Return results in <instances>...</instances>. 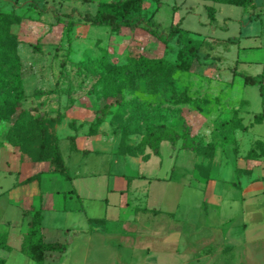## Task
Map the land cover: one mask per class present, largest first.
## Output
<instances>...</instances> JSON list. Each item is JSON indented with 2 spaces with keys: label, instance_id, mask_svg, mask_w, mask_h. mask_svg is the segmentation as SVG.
<instances>
[{
  "label": "rangeland",
  "instance_id": "obj_1",
  "mask_svg": "<svg viewBox=\"0 0 264 264\" xmlns=\"http://www.w3.org/2000/svg\"><path fill=\"white\" fill-rule=\"evenodd\" d=\"M109 1L0 0V11L21 16L10 31L17 35L23 96L7 123L21 116L22 160L42 162L33 156L44 145L57 148L65 160L76 142L94 149L101 154L88 156V164L106 179L84 184L101 198L106 187H127L126 209L136 214L124 227L81 233L65 258L44 264H264V120L254 121L264 107L257 86L242 78L262 72L257 62L264 63V0H254L253 8L159 0L156 11L154 1L143 0L144 24L120 33L83 20L99 2ZM208 5L217 10L213 22ZM178 22L194 34L205 61L188 72L175 67L177 47L167 39L170 25ZM0 73L11 86L13 70L2 64ZM40 112L41 138L33 129ZM171 132L181 136L173 145ZM4 152L0 147V167ZM31 203L37 209L41 200ZM52 204L62 210L78 205L62 193ZM86 207L99 217L106 211L104 202ZM44 215L48 241L64 242L68 227H89L82 214ZM24 228L13 229L7 264H33L17 250Z\"/></svg>",
  "mask_w": 264,
  "mask_h": 264
},
{
  "label": "crops",
  "instance_id": "obj_2",
  "mask_svg": "<svg viewBox=\"0 0 264 264\" xmlns=\"http://www.w3.org/2000/svg\"><path fill=\"white\" fill-rule=\"evenodd\" d=\"M253 7L254 0L252 6L246 8ZM213 21H215V19ZM201 61H203V59L201 60L200 55L199 62ZM260 62L257 63L259 64V67H261V71H263L264 63H262L261 65ZM236 63L247 64L252 63V61L238 60L236 61ZM236 65L232 69L233 75H236ZM262 112L264 113V111ZM9 126L10 124L7 122H3L0 125V131H2V133L0 134V147L5 151L4 162L3 165L0 167V234L5 233L7 235L6 243L10 247V251L8 252L0 250L6 253L4 257H0V259L4 260V264L8 263L9 257L12 255L13 252V247L9 244V241L13 235V229H15L17 226L24 225L25 228L21 235L20 243L17 249L19 253H21L20 246L22 243L23 235L26 232L28 223L31 220V216L33 214L31 208L35 207V204L31 203L32 200L34 202V198L38 199L39 201L41 200V205L39 206V208H37V210H40L41 212V233L46 243H55L59 241H48L45 239L46 237L42 232L45 210H49L52 213L56 214L63 213L67 216L72 214H82L84 216L83 224H85V222L87 221L86 223H88L89 226L87 229L88 231H72L71 228L74 227L66 228L67 236L64 242H66L67 239L71 238V244L67 246L66 251L62 254L46 253V259L44 263L47 262L48 258H62L65 255H68L71 250L75 247V242L81 233L87 232L90 235L98 234L105 231L104 226L110 227V225H120L121 223V226L124 227L126 224H131L132 221H135L134 215L136 216V214L134 212H129L128 209H126L128 207V202H126V200L130 196L129 189L127 187H106V195L104 198H101L97 196L95 188L91 187L90 184H84L86 183L85 181L88 179L90 180V178L106 179L104 175H101L102 172L96 171L94 163L90 162V164H88V156H90L91 154L97 156L101 153H98L94 149L92 150L79 146L76 142L75 148L73 150L69 149V155L67 160L62 157L60 152V155L63 159L64 167L67 171V177H59L51 172L52 170H50V165L47 161H42L38 163H28L27 161L22 160L18 151V147H11L10 145H8L6 133ZM112 158V160L114 161L112 162L117 163L115 162V157ZM12 161H14V167H10V163ZM61 178H63V180ZM120 180L122 182L124 181L123 178H120ZM64 182L69 183L71 187L64 191H60L56 187V185L63 184ZM27 191L31 192L30 197L25 195L26 197L22 199L24 192ZM60 193H62V195H64L65 197H68L70 199V202H76L78 205H72V207L67 208L65 207L63 210L56 209L57 205H53L52 202L58 199ZM140 195H132V197L135 198V196ZM110 197H115L117 201L110 202ZM87 202H104L106 210L104 216L99 217L98 215H94V213H89L88 207L85 208V206H87ZM148 211L151 212L153 210ZM122 217H125V219H120ZM69 218L75 219L77 217L73 216ZM70 225H75V222L72 221Z\"/></svg>",
  "mask_w": 264,
  "mask_h": 264
},
{
  "label": "trees",
  "instance_id": "obj_3",
  "mask_svg": "<svg viewBox=\"0 0 264 264\" xmlns=\"http://www.w3.org/2000/svg\"><path fill=\"white\" fill-rule=\"evenodd\" d=\"M156 3L155 11L161 6L159 0H152ZM217 4H226L237 7H250L253 0H204ZM206 15L210 21L215 19L216 10L213 6H205ZM154 11V12H155ZM145 14L143 13V0H111L109 2H99L97 4L96 12L93 15L84 16L83 20L91 26L104 27L113 33H120L122 29L135 30L144 24ZM67 17V16H65ZM153 16H150V20ZM21 16L14 13H5L0 11V65H5L13 70L11 76L12 85L7 87L2 83V75L0 73V120L7 122V119L15 112L21 105V99L23 96L22 90V71L21 62L17 55V35L10 31V26L18 27L20 24ZM69 26H72V22H68ZM147 32L159 40V36L150 29ZM194 34L184 30L179 25L172 23L169 27L167 39L172 41L177 47L176 52V64L175 67L181 72H188L195 63H199V45L193 38ZM161 41V40H160ZM162 41H165L162 39ZM205 55L204 58H208ZM137 64V62H133ZM159 64H166L160 61ZM242 76V75H241ZM243 83L257 86L259 95L261 98V104L264 107V70L262 73L255 76L243 75ZM39 120H37L33 129L34 135L41 138L43 126L41 124L42 118L41 112L39 113ZM9 120V119H8ZM264 120V113L254 115V121L258 123ZM21 116H17L13 125L11 124L6 133V139L9 144L14 145L22 149V143L20 136L24 135L20 123ZM170 143L173 145L176 141L181 139V136L175 132H171ZM42 146V145H41ZM189 149V148H187ZM156 151L157 148L155 147ZM34 161H47L54 165V169L61 172L60 175L67 177V171L63 165L62 157L59 150L54 149L52 146L44 145V151L36 152L33 156ZM55 171V170H54ZM33 214L31 220L28 223L26 232L23 235L20 251L28 259L35 264H43L46 259V253H64L67 246L71 244L72 239L69 238L64 243H46L41 233V221L42 216L40 210L31 208ZM25 214V212H24ZM7 235L5 233L0 234V250L10 251V247L6 243ZM0 264H4V260L0 259Z\"/></svg>",
  "mask_w": 264,
  "mask_h": 264
}]
</instances>
